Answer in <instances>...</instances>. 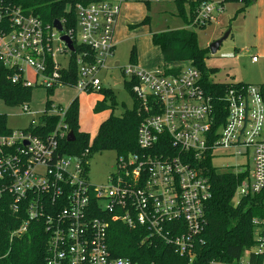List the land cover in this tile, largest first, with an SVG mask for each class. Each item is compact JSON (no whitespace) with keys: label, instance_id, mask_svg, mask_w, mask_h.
I'll return each mask as SVG.
<instances>
[{"label":"built area","instance_id":"built-area-1","mask_svg":"<svg viewBox=\"0 0 264 264\" xmlns=\"http://www.w3.org/2000/svg\"><path fill=\"white\" fill-rule=\"evenodd\" d=\"M123 1L69 3L66 10L76 13V27L66 29V19L59 20L62 31L19 7H0V66L12 69L13 83L55 88L69 86L62 71L73 56L78 68L74 87L101 91L99 72L113 54ZM215 10L213 2H203L195 23L211 21ZM77 44L89 47L94 56L78 53ZM59 55L67 58L66 65ZM177 68L150 71L135 63L121 68L134 80L132 91L145 113L137 132L142 152L120 156L105 187L90 183L86 154L81 158L61 151L59 140L70 132L64 109H53L61 118L48 136L28 128L0 133V203L8 193L13 212L25 215L11 237L24 235L37 221L49 233L45 264H139L110 252L107 230L116 221L144 230L146 241L174 245L192 261L213 196L205 161L214 164L225 155L244 158L235 168L243 175L235 203L264 190V88L246 84L212 95L190 62ZM23 108L27 111L28 104ZM99 211L102 217L95 215ZM253 222L256 244L246 254L260 255L264 264V219Z\"/></svg>","mask_w":264,"mask_h":264},{"label":"trees","instance_id":"trees-1","mask_svg":"<svg viewBox=\"0 0 264 264\" xmlns=\"http://www.w3.org/2000/svg\"><path fill=\"white\" fill-rule=\"evenodd\" d=\"M97 0H0V7H19L26 14H32L41 18L45 23L52 24L55 20L66 19V29L76 27V13L66 10L69 3H91ZM180 14L183 16L186 27L171 29L152 34V43L160 49L165 65L177 63L170 68L175 72L178 66L184 62H190L202 74V82L208 93L214 95L225 93L229 88L245 86V82L218 83L211 80V75L216 69L207 67L205 60L209 54V48H201L198 43V34L195 27L203 28L205 24L195 23L197 11L203 2L209 0H175ZM223 2H239L241 7L237 13L246 10L251 0H224ZM191 5L189 15L184 12V5ZM223 6V3H220ZM77 52H86L94 56V52L85 45H76ZM133 59V57H132ZM136 64V63H135ZM63 82L69 86H75L78 80V68L73 56L69 68L62 71ZM11 68L0 66V100L7 105L22 106L27 103L29 92L33 87L24 86L21 83H13ZM134 80L126 82L131 95L134 98V107L126 109L121 115L114 113L116 100L112 90L103 87L98 93L103 98L95 107V112L111 109L109 116L99 125L98 133L94 138L90 134L80 130L79 126V102L75 98L65 109V121L70 131L74 132L75 140L60 139L61 151L83 158L96 151L115 150L120 156H129L141 153L137 143L138 127L145 116L141 103L134 95ZM51 94L54 88H47ZM48 94V96H49ZM49 100V99H48ZM111 100V105L108 102ZM217 104V100L215 101ZM63 109L54 106L49 100L46 110L40 115L35 127H28L33 133L49 135L59 122L61 116L54 113L53 109ZM113 109V110H112ZM12 129L6 126L5 114H0V133H11ZM86 150H88L87 153ZM204 172L209 177L212 185L213 196L207 204V226L199 236L195 246V256L189 261L188 256L180 255L174 245L161 240L146 241L144 230H130L121 222H110L107 230V243L110 252L114 256L128 257L139 264H241L246 252L256 244L255 218L264 219V190L256 195L245 196L234 201L236 190L242 174L235 170H221L214 166L211 160L204 162ZM88 170V167H87ZM10 196L4 194L0 203V264H45L47 258V246L49 233L44 223L33 221L28 231L22 236L11 237L12 232L18 228L25 219L24 213L13 212L9 206ZM104 213L96 212L102 217ZM246 261L248 264H262L260 255L251 252Z\"/></svg>","mask_w":264,"mask_h":264},{"label":"rangeland","instance_id":"rangeland-1","mask_svg":"<svg viewBox=\"0 0 264 264\" xmlns=\"http://www.w3.org/2000/svg\"><path fill=\"white\" fill-rule=\"evenodd\" d=\"M209 1L216 5V10L210 23L203 28L195 27L199 46L209 48L212 42L230 31L216 52H210L205 60L207 67L216 69L215 74L211 75V80L218 83L245 82L264 86V0L251 2L244 15L237 13L241 6L239 2ZM220 3H223L222 7ZM190 8L189 3L184 5L187 15ZM185 25L175 0H126L123 3L115 28V48L106 60L108 70L102 69L99 72L103 86L110 88L115 95L116 104L112 107L116 115L123 114L126 109H132L135 103L126 86V82L131 78L124 76L121 68L134 63L151 71L156 70L158 66L164 67L160 49L152 43V34L182 28ZM252 56L259 61L253 62ZM60 59L63 65L67 64V58L60 56ZM27 75L33 77L30 71ZM48 94V89L44 86L33 87L26 103L29 106L27 111H24L21 104L7 105L0 100V114H5L6 126L12 130L26 129L32 121L38 122L49 100L53 101L54 106H61L65 110L78 98L80 130L94 138L102 117L111 112V109L99 114L93 112L92 107L102 94H85L77 87L66 85L55 87L49 96ZM108 103L111 105V100ZM117 161L118 154L115 150L94 152L88 162L90 183L97 187L109 185V177L115 171ZM243 163L244 158L240 156L225 155L217 158L214 166L223 171L235 170ZM249 166L252 167V161ZM247 256L242 263H246Z\"/></svg>","mask_w":264,"mask_h":264},{"label":"water","instance_id":"water-1","mask_svg":"<svg viewBox=\"0 0 264 264\" xmlns=\"http://www.w3.org/2000/svg\"><path fill=\"white\" fill-rule=\"evenodd\" d=\"M251 1L254 2V1H256V0H251ZM53 25H54L56 28H58L60 31L63 30V25L61 24V22H60L59 20H55V21L53 22ZM229 33H230V31H227V32H226L221 38H219L218 40L212 42V43L209 45V50H210V52H211L212 54L216 52V50L219 48L221 42H222V41H223V40L229 35ZM62 40H64V41L68 44L69 48H70L72 51H74V44H73L72 40H71L68 36H66V35L62 36ZM67 139H68L69 141H73V140H75V135H74V132H73V131H70V132H69Z\"/></svg>","mask_w":264,"mask_h":264},{"label":"crops","instance_id":"crops-1","mask_svg":"<svg viewBox=\"0 0 264 264\" xmlns=\"http://www.w3.org/2000/svg\"><path fill=\"white\" fill-rule=\"evenodd\" d=\"M124 2H126V0H124V1L122 2L121 6H120V10H121V7H122V5H123ZM240 7H241V6H239V8H240ZM239 8H238V9H239ZM238 9H237V11H238ZM244 12H245V11H244ZM244 12H242L243 15H244ZM119 13H120V12H119ZM117 21H118V19H117ZM116 25H117V24H116ZM184 27H186V25H185ZM184 27H182V28H184ZM178 29H179V28H178ZM114 48H115V45H114ZM209 53H210V50H209ZM253 57H254V56L251 57L253 62H258V61H259L258 59L253 60ZM136 64H137V63H136ZM137 65H138V64H137ZM177 65H178L177 63H171V64H167L166 67H167V68H173V67H175V66H177ZM138 66H139V65H138ZM164 67H165V66H164ZM141 68H142V67H141ZM158 68H162V67H159V66H158L156 69H158ZM143 69H144V68H143ZM104 70H108V68H106V69L104 68ZM146 70H147V69H146ZM154 70H155V69H154ZM150 71H151V70H150ZM260 86H262V87L264 88L263 85H260ZM104 87H105V85H104ZM82 93H85V94L87 93V94H88V93H98V92H82ZM98 94H100V93H98ZM99 97H100V98L96 100V103H97L99 100H101V99L103 98L102 95L99 96ZM95 105H96V104H94V106L92 107V108H93V112H94L95 114H99V113L105 112V110H104V111H101V112H95V111H94V107H95ZM109 114H110V113H107L106 115H104V116L102 117V120L100 121V124H101V123H102V122H103V121L109 116ZM213 264H221V263H213ZM241 264H248V262L246 261V263H241Z\"/></svg>","mask_w":264,"mask_h":264}]
</instances>
